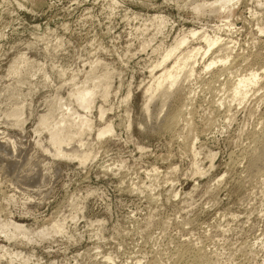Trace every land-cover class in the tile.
<instances>
[{
	"label": "rangeland",
	"instance_id": "obj_1",
	"mask_svg": "<svg viewBox=\"0 0 264 264\" xmlns=\"http://www.w3.org/2000/svg\"><path fill=\"white\" fill-rule=\"evenodd\" d=\"M223 1L0 0V264H264V0ZM190 52L174 95L146 104ZM178 107L189 136L165 126ZM43 117L71 123L64 156Z\"/></svg>",
	"mask_w": 264,
	"mask_h": 264
},
{
	"label": "bare ground",
	"instance_id": "obj_2",
	"mask_svg": "<svg viewBox=\"0 0 264 264\" xmlns=\"http://www.w3.org/2000/svg\"><path fill=\"white\" fill-rule=\"evenodd\" d=\"M227 2H229V1L225 0V1L221 2L220 6H224ZM195 9L199 10L200 8L196 7ZM190 33H191L192 36L195 35L194 31H191ZM206 41H207V46H208L207 50H206V52H207L209 50V47H211L212 45L215 44L216 40H213V41L206 40ZM185 42H186L185 37L179 39L175 43V45L172 46L170 49H168L166 54H164V57L162 58L163 61H161V63L162 62L164 63L167 59L172 57L175 54V52L179 49V47L181 45H183ZM227 49H228V47H226L225 45L219 47V51L220 52H222V51L225 52ZM193 56H194V54L191 53V52L188 53V54H185V55L182 54L181 56L176 58L174 64L171 66V68L164 69L161 72V74L154 79V82L151 83L152 85H150L149 88L147 87L148 89L146 90L147 93H148L147 100H146L147 103L146 104H148V102H153V99H155L154 98V93L157 92V91H161L160 93L163 96V98L165 97V99L168 98L172 94L174 95L175 91H172V89L174 90V88H175L174 86L175 85L177 86L178 77L180 75L179 73L185 67L188 66L189 63L187 64V62H188L189 58H191ZM213 63H214L213 60H211L210 63L207 64L206 68H209ZM225 66H227V65H225ZM187 69H188L187 70V74L188 75L191 74V72L193 71V68L190 66ZM233 70H234V68L233 67L231 68L230 66L229 67H222V68L219 69L220 72H224L225 71L227 73L228 72L231 73V71H233ZM216 72H218V71H216ZM258 76H259V74L252 73V74H250L248 76H241L239 79H237L236 82L234 81L235 83L234 84L232 83L233 84V87H232L233 89L232 90H233L234 94L235 93H237V94L243 93V95H244L247 92L248 88L252 87L253 85H255L258 82ZM231 82H229V83H231ZM180 92H182V91H180ZM106 93H107V90L104 89L103 90V96L104 97H105ZM179 94H181V93H179ZM184 94L186 95V93H184ZM94 95H95L94 87L93 88H88V86H87V87H82L80 89H77L74 92L73 96H74L75 102L78 104L79 107H81L84 110H89V109H91L92 104L94 102ZM99 113H100V117H101L103 115V110L100 109ZM18 114H19L18 111L14 112V116H16V117L18 116ZM182 115H183V111H182L181 107H178L177 110L174 111L168 117L165 126L167 128H176V129L178 127L182 128L183 132L187 133L185 135L189 136L190 132L192 130L191 129V122H190L189 118H183ZM76 118L78 119L77 122L75 121V123H77V129L75 131L76 133H80L84 129H91L90 120L85 115H77ZM40 125L42 127H45V129L47 128L48 134H49V141H50L51 145L54 148L55 155L64 156L65 153H64V149L62 147H63V145L65 143L67 144V142H69L70 139H71V136L67 134L69 132L68 129L71 126V123L67 125V121H66L65 117H62L57 122H55L54 124L49 125L48 122H47V117H43L41 119ZM72 125H73V122H72ZM109 133H112V127L108 124V125H106L105 127H103L102 129H100L98 131V137H101V136H103L105 134H109ZM86 158H87V155L84 154V153L80 157L81 161H85ZM262 164H264V139H262L261 148L259 150H256L255 161H254V164H253V169L254 170L258 169V167L261 166ZM12 226H13L14 229H17L18 231L22 232L23 235L25 236V232L20 230V228L18 226L14 225V224ZM0 227H2L1 223H0ZM53 230L54 231H59L60 228H59V226L55 225L53 227ZM39 233L42 234V235H47L49 232L46 229H41L39 231Z\"/></svg>",
	"mask_w": 264,
	"mask_h": 264
}]
</instances>
